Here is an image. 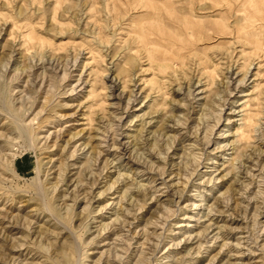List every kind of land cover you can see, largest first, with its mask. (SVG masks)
Instances as JSON below:
<instances>
[{
  "label": "rangeland",
  "instance_id": "1",
  "mask_svg": "<svg viewBox=\"0 0 264 264\" xmlns=\"http://www.w3.org/2000/svg\"><path fill=\"white\" fill-rule=\"evenodd\" d=\"M0 264H264V0H0Z\"/></svg>",
  "mask_w": 264,
  "mask_h": 264
},
{
  "label": "bare ground",
  "instance_id": "2",
  "mask_svg": "<svg viewBox=\"0 0 264 264\" xmlns=\"http://www.w3.org/2000/svg\"><path fill=\"white\" fill-rule=\"evenodd\" d=\"M245 78V77H244ZM244 78L242 79V80H240L239 81V83H241L243 80H244ZM230 79V78H229ZM117 80V79H116ZM133 80V79H132ZM229 83V82H228ZM113 87V86H112ZM115 88V87H114ZM24 129V128H23ZM247 130V129H246ZM246 130H244V131H246ZM21 138V137H20ZM17 139V138H16ZM124 155V154H123ZM11 156V155H10ZM14 158H15V155H12L10 158H9V164H10V166L13 168V170L15 171V167H14ZM121 158V157H120ZM119 161V160H118ZM189 161V160H188ZM8 163V162H7ZM14 173V172H13ZM119 179V178H118ZM111 186V185H110ZM56 221V220H55ZM102 226H103V224H102ZM114 258V257H113ZM76 262H78V261H76ZM75 262V263H76Z\"/></svg>",
  "mask_w": 264,
  "mask_h": 264
},
{
  "label": "crops",
  "instance_id": "3",
  "mask_svg": "<svg viewBox=\"0 0 264 264\" xmlns=\"http://www.w3.org/2000/svg\"><path fill=\"white\" fill-rule=\"evenodd\" d=\"M16 168H17V170H19L18 167H16Z\"/></svg>",
  "mask_w": 264,
  "mask_h": 264
}]
</instances>
